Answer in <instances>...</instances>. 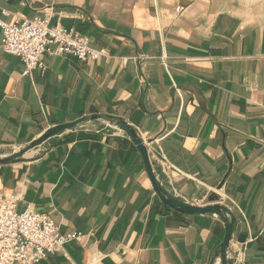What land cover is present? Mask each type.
I'll use <instances>...</instances> for the list:
<instances>
[{
    "label": "crops",
    "instance_id": "crops-1",
    "mask_svg": "<svg viewBox=\"0 0 264 264\" xmlns=\"http://www.w3.org/2000/svg\"><path fill=\"white\" fill-rule=\"evenodd\" d=\"M36 16L108 56H45L25 76L0 28V156L54 126L121 118L172 193L234 214L237 264H264V0H0L6 23ZM3 195L83 236L42 264H221L224 223L164 205L137 147L103 123L0 165Z\"/></svg>",
    "mask_w": 264,
    "mask_h": 264
},
{
    "label": "built area",
    "instance_id": "built-area-1",
    "mask_svg": "<svg viewBox=\"0 0 264 264\" xmlns=\"http://www.w3.org/2000/svg\"><path fill=\"white\" fill-rule=\"evenodd\" d=\"M0 28L2 51L24 64L25 76L45 72V56H71L82 62H98L108 56L76 29L51 26L47 16L11 23L0 19ZM82 239L79 233L62 235L48 214L30 207L19 211L14 196H0V264H42L66 244Z\"/></svg>",
    "mask_w": 264,
    "mask_h": 264
},
{
    "label": "water",
    "instance_id": "water-1",
    "mask_svg": "<svg viewBox=\"0 0 264 264\" xmlns=\"http://www.w3.org/2000/svg\"><path fill=\"white\" fill-rule=\"evenodd\" d=\"M87 122L103 123L109 128L126 134L130 138V140L139 150L144 166L146 168V172L156 195L164 205L181 214H210L219 218L224 223L226 231L223 243L221 244L220 248L221 264H237V259L232 257L233 255L231 251L232 237L236 222L234 214H232V212H230L226 207L218 203L219 199L216 195L211 196L210 205L194 206L179 198L176 194L172 193L168 189V187L165 186L163 182L158 178V175L154 169L155 164L144 140L128 122L121 118L113 117L110 115H91L84 117L76 122L54 126L46 130L40 138L33 140L24 148L19 149L18 151L11 154L0 156V165L23 162L26 156L45 147V145H47V143L52 139L57 138L62 134L71 131Z\"/></svg>",
    "mask_w": 264,
    "mask_h": 264
}]
</instances>
